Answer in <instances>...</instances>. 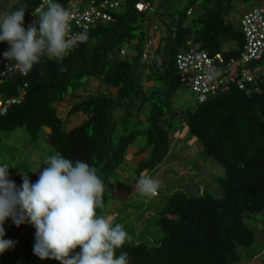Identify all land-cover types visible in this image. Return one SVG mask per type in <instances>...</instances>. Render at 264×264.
<instances>
[{"label": "trees", "instance_id": "trees-1", "mask_svg": "<svg viewBox=\"0 0 264 264\" xmlns=\"http://www.w3.org/2000/svg\"><path fill=\"white\" fill-rule=\"evenodd\" d=\"M198 1L190 0L181 10H164L155 4L140 11L137 3L152 5V0H124L118 9L111 10L113 20L84 31L87 39L62 63L42 57L27 75L7 79L0 87L8 97L17 94L18 85L26 84L24 99L0 115V143L3 133L17 128L24 129L33 141L38 140L42 128H47L48 142L57 153L97 168L106 184L104 206L128 148L140 135L145 137L140 152L146 155L137 162V175L163 162L171 149L172 134L179 132L172 122L176 117H181L184 129L199 141L203 154L223 169L224 176L214 182L219 194L191 196L175 191L163 201L157 211L155 246L127 240L123 250L129 255V264H234L259 251L250 250L256 235L246 217L264 212V79L261 94L246 95L232 87L203 102L197 99L195 107L185 113L171 103L182 86L175 63L178 53L197 45L212 56L222 52L231 59L239 56L244 44L239 23L235 24L228 14L233 0H203L197 9ZM40 2L24 0L20 7L27 13ZM54 2L65 7L68 0ZM159 8L164 32L153 48V57L142 60L144 45L152 38L150 25L160 27L153 20ZM126 45L129 52L122 55ZM7 47L6 42H0L1 53ZM61 67L66 70L61 71ZM142 69L150 72V81L162 86L145 87ZM85 79L98 83L95 92L90 87L79 92ZM67 94L69 105L60 114L58 108L69 97ZM73 116L83 117V122L66 129ZM140 118L147 122L146 127L138 128L131 120ZM45 166L41 164L40 170ZM31 171L27 175L34 183L38 172ZM9 172L10 178L21 185L19 172ZM3 227L4 239L15 244L0 254V264H60L33 254L35 228L31 224L17 227L9 218Z\"/></svg>", "mask_w": 264, "mask_h": 264}, {"label": "clouds", "instance_id": "clouds-1", "mask_svg": "<svg viewBox=\"0 0 264 264\" xmlns=\"http://www.w3.org/2000/svg\"><path fill=\"white\" fill-rule=\"evenodd\" d=\"M46 7V10H44ZM25 7L0 14V42H6L5 60L27 75L42 57L59 63L79 43L87 39L69 34L71 14L54 0H43L33 11V20L25 28ZM61 71L66 67H61ZM38 179L31 182L21 171L22 184L10 178V165H0V254L15 244L4 239L7 219L19 227L29 223L35 228L33 254L40 260L54 259L60 264H129L123 250L130 239L122 224L98 214L104 208L106 184L95 166L81 159H69L57 153L46 158ZM109 183L115 181L109 180ZM160 180L141 175L134 185L141 196L157 195ZM79 248L77 252L76 249ZM120 250L117 255V250Z\"/></svg>", "mask_w": 264, "mask_h": 264}, {"label": "rangeland", "instance_id": "rangeland-1", "mask_svg": "<svg viewBox=\"0 0 264 264\" xmlns=\"http://www.w3.org/2000/svg\"><path fill=\"white\" fill-rule=\"evenodd\" d=\"M189 1L190 0H157L156 4H159L164 10L174 11L175 9L181 10L188 4ZM152 3V8L156 7L155 0H152ZM202 3L203 0L198 1L197 9L200 8V5ZM253 3L254 0H233L231 8L228 12L229 17L233 20L235 24H238L240 16L243 14V12L250 10L253 7ZM195 13H197V11L193 12L192 14ZM159 18L160 20L163 19L162 11L160 8L158 9V17L155 16L153 20H157L163 34V24L159 22ZM225 47H228V44L225 45ZM142 70V73L145 74L143 76L146 77L144 79V83L150 82V80L148 79L151 76V74H149L150 72L148 73L146 69ZM151 82L152 86L150 85L145 87H149V89H152V87L162 86L160 82ZM91 83L95 84L96 82L93 80L88 81L87 79H85L79 92L82 93L85 90L89 89V87L92 88L91 90H93V92H95L97 90V87ZM67 96L69 97L62 101L60 103V108H58L60 114H63L64 108L69 105L70 94H67ZM171 103L175 109H181L182 111H184L183 113H185L187 109H192L195 107L197 103V98L195 94L191 91V89L182 85L172 97ZM131 120L133 122H136L134 124H137L138 128L147 126V122H143V120L141 121V118L139 120ZM82 122L83 117L73 116L71 120L66 124V129L75 127L81 124ZM172 122L174 127L176 129H179L178 135H181V140H179L178 142L179 145L176 146V151H174V155L178 159L179 163L182 161L187 166V171L189 170L190 172H195L202 175L207 173L209 176L210 174H212V172H215L213 169V165H215L218 166L219 172H221L222 176H224L223 169L220 168L219 164L215 160L203 154L199 141L195 137L187 135V130H185L183 127V121L181 117L174 118ZM121 127L120 129H118L119 131H117L116 134H118L120 130L123 129V127ZM47 130V128H42L39 132V138L36 141H33L29 134L22 128H17L14 131L3 133L1 135L2 140L0 143V159L2 160V162L9 164L11 166L10 169L18 172H20V170L31 171L38 168L41 164L45 163L46 158L48 156L57 154V152L51 147L48 142ZM115 140L117 139L115 138ZM144 145L145 137L140 135L128 148L125 163H123L121 168L119 169L116 184L114 188L109 191L108 203L101 210L100 214L109 217L113 223V226L117 223L122 224L130 237V239L128 240L129 242L146 243L149 246H155L154 241H157L156 238L158 237L157 209L155 211H148V215L150 218H148V220L146 219V221L133 220L132 216L141 211L142 205H139L136 201H133L131 199L133 198L132 196H128L131 200L130 203H121L122 205L119 207L118 212L113 215V217L112 214H109L110 210H112L113 207V195L116 193L118 195L123 196L124 191H127V189H130L127 192H130L131 194L134 185L136 184V181L142 174L151 176L153 178H158L160 180V185L165 184L166 182V185H172V187H174L175 185H173L172 182H168L171 179L172 181H174L171 176L176 177L178 175H183L184 170L180 168L173 172L170 171L172 173H167L165 175L160 174V172L157 173L155 172V169H152L151 171L143 172L140 176H138L134 169L137 165V162L145 156V154L143 156V153L140 152V148ZM134 148L136 149V152L130 153L129 150ZM168 161H170V158ZM202 167H204V169H201ZM214 179L213 183H217L218 177L214 176ZM207 181L208 180H206V182ZM215 183V188L212 183V186H210L209 183H205L204 188L203 186H201V188H203L201 194L191 193V196L202 195L204 192H210L214 195L219 194V186ZM176 191H182V189L177 188ZM161 200L162 198L155 199L157 203H161ZM142 203L147 204L149 203V200L142 201ZM153 203L154 202L150 201V204L144 207L143 209L151 207ZM252 216L253 218L246 217V221L255 231L256 241L250 246V250L252 253H256L258 250H262L264 248V212ZM136 226L139 227V230L136 229ZM247 254L248 253L245 252V255Z\"/></svg>", "mask_w": 264, "mask_h": 264}, {"label": "built area", "instance_id": "built-area-1", "mask_svg": "<svg viewBox=\"0 0 264 264\" xmlns=\"http://www.w3.org/2000/svg\"><path fill=\"white\" fill-rule=\"evenodd\" d=\"M123 1L68 0L65 9L71 14L69 34L80 36L85 30L98 23L113 20L111 10L118 9ZM42 5L43 0L35 8L27 11L23 25L25 28L33 20L38 19L33 16V11L41 8ZM136 7L141 11L152 8V5L150 2H139ZM238 23L244 33V44L238 57L226 59L222 52L212 56L197 45L177 54L175 63L179 79L183 86L193 91L198 102H203L209 96L232 87H237L246 95L262 93L260 85L264 79V0H260L250 10L243 12ZM153 28L156 29L155 26ZM153 44V38H149L144 45L142 60L153 57ZM128 52L129 47L126 45L122 48L121 54L126 55ZM11 63L14 62L5 60L3 52L0 51V87L7 79L13 80L15 76H25L19 69L11 67ZM25 87L26 84L18 85L15 88L17 94L8 97L0 91V115L5 114L13 104H18L24 99Z\"/></svg>", "mask_w": 264, "mask_h": 264}, {"label": "crops", "instance_id": "crops-1", "mask_svg": "<svg viewBox=\"0 0 264 264\" xmlns=\"http://www.w3.org/2000/svg\"><path fill=\"white\" fill-rule=\"evenodd\" d=\"M22 1L24 0H0V14L14 11L17 7H20ZM259 1L260 0H254L253 6H255ZM149 35L153 38V42H154L153 45H154V48H156L159 43V38L162 35V30L160 29V27L154 30L152 25H150ZM91 84L95 85L96 87L98 86L97 82L95 84L94 83H91ZM150 85L152 86L151 81L144 83V86H150ZM187 135H189L188 132H187ZM180 136L178 135V132H175L174 134H172V140H171L172 145H171L170 152L164 158L163 162L155 168V172L157 173L160 172V174H164V175L167 173H172L173 171L178 170L180 168L184 170L183 175H180V176L178 175L176 177L171 176L174 179V181H172V179L168 181V182H172V184L175 186L172 187V185H166V182L165 184H161L157 190L158 194L156 196L155 195L141 196L137 191H135V188H133V191L131 192V194L130 192H127L130 189H127V191H124L123 196L115 193L113 195V202H112L113 207L109 213V214H112V217L115 213L118 212L119 207L122 205L121 203L131 202L128 196H132L134 198V199L131 198L133 201H136L139 205H142L141 211L132 216L133 220L146 221V219L148 220V218H150L148 215V211L149 212L155 211L156 209L158 211L163 201L166 200L172 193H174L177 188H181L182 191H184L188 195H191V193L201 194V191L205 187V183H209L210 186H212L211 183L214 185L213 183L214 176L220 177L222 175L221 172H219L218 166L213 165V169L215 172L214 173L212 172V174H210L209 172L210 174L209 176L207 173L202 175V174H198L195 172H190L189 170L187 171V166L182 161L179 163L178 159L174 155V151H176L175 150L176 146L179 145L178 142L179 140H181ZM129 152L135 153L136 149L135 148L130 149ZM143 156H144V153H143ZM169 158H170V161H168ZM201 169H204V167H202ZM206 180L208 181L206 182ZM201 186H203V188H201ZM157 198H162L161 203L159 202L157 203L155 201V199ZM148 200H149V203L147 204L142 203V201H148ZM150 201L154 202L153 203L154 205L152 204L151 207H147V209H143L144 207L150 204ZM136 227H137L136 229L139 230V227L138 226ZM234 264H264V248L262 250L260 249L255 256H251L250 259H244Z\"/></svg>", "mask_w": 264, "mask_h": 264}]
</instances>
